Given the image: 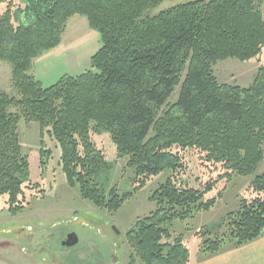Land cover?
I'll return each mask as SVG.
<instances>
[{
    "label": "trees",
    "instance_id": "16d2710c",
    "mask_svg": "<svg viewBox=\"0 0 264 264\" xmlns=\"http://www.w3.org/2000/svg\"><path fill=\"white\" fill-rule=\"evenodd\" d=\"M164 1L19 0L0 13V62L10 65L18 96L0 89V199L7 197L12 216L23 210L19 197L30 172L21 121L38 124L41 145L44 134L55 142L67 185L97 209L117 212L149 179L169 172L149 198L155 210L125 235L129 264H188L184 237L169 226L209 211L225 191L218 186L252 175L264 159V64L248 87L221 84L213 74L221 61L262 54L264 0H199L149 15ZM74 16L86 18L101 46L90 70L44 88L30 75L34 61L59 46ZM103 133L134 174L132 192L113 188L106 195L96 183L110 169L91 139ZM187 150L209 174L196 187L179 179ZM47 157L41 148L42 165ZM247 191L250 197L217 228L196 234L203 239L199 253L215 255L227 242L239 248L263 236L264 173Z\"/></svg>",
    "mask_w": 264,
    "mask_h": 264
},
{
    "label": "rangeland",
    "instance_id": "374dc122",
    "mask_svg": "<svg viewBox=\"0 0 264 264\" xmlns=\"http://www.w3.org/2000/svg\"><path fill=\"white\" fill-rule=\"evenodd\" d=\"M184 1L166 0L150 11L149 15L155 16ZM9 2L15 7L20 4L19 0H5L0 5V13L5 11ZM261 11L264 17V3ZM100 46L99 36L89 28L86 18L74 16L67 23L59 46L36 59L30 75L44 88L54 85L63 76L81 75L91 69L90 59ZM262 64L264 50L257 59L248 62L231 59L221 61L213 67V74L221 84L248 87ZM0 89L11 97H18L11 86V67L4 62H0ZM178 90H175L169 102L173 103L177 99ZM18 134L22 153L28 158L30 178L23 187V195L19 197L23 206L20 213L10 215L7 211V197L0 199V257L29 256L57 263L69 260L72 264H129L130 251L125 235L139 218L155 210V204L149 198L170 173L163 172L149 179L117 212L110 213L83 200L77 187L67 185L59 166L60 149L46 134L43 135L41 145L38 124L21 121ZM91 139L110 166L109 171L96 182L106 195L113 188L121 195L137 188L134 174L125 168L126 159L118 157L110 135L91 134ZM41 148L50 151V157L44 159V165L41 164ZM182 155L187 170L179 179L186 180L194 187L205 183L209 174L201 165L196 152L187 150ZM263 173L264 159L252 175L234 177L231 182L218 186V191L222 187H225V191L222 199L209 211L199 212L193 218L175 221L169 226L172 235H183L192 261L213 256L199 253L203 239L196 234L201 230H214L228 213L237 211L240 201L250 197L247 191L249 185ZM216 193L217 190L208 197ZM70 233L77 236L78 244L66 248L62 242ZM262 239L264 234L258 240ZM235 249L232 242H227L219 253Z\"/></svg>",
    "mask_w": 264,
    "mask_h": 264
},
{
    "label": "crops",
    "instance_id": "0c3cea01",
    "mask_svg": "<svg viewBox=\"0 0 264 264\" xmlns=\"http://www.w3.org/2000/svg\"><path fill=\"white\" fill-rule=\"evenodd\" d=\"M199 0H185L184 3L194 2ZM183 3V4H184ZM261 238V237H260ZM259 238V239H260ZM66 262H54L50 259H34L33 257H0V264H72ZM188 264H264V239L255 240L247 245L239 247L229 252H221L216 255L203 259L191 260Z\"/></svg>",
    "mask_w": 264,
    "mask_h": 264
},
{
    "label": "water",
    "instance_id": "95a60500",
    "mask_svg": "<svg viewBox=\"0 0 264 264\" xmlns=\"http://www.w3.org/2000/svg\"><path fill=\"white\" fill-rule=\"evenodd\" d=\"M78 244V238L74 233H71L66 240L62 243V245L66 248L73 247Z\"/></svg>",
    "mask_w": 264,
    "mask_h": 264
},
{
    "label": "flooded vegetation",
    "instance_id": "af4514ba",
    "mask_svg": "<svg viewBox=\"0 0 264 264\" xmlns=\"http://www.w3.org/2000/svg\"><path fill=\"white\" fill-rule=\"evenodd\" d=\"M70 234H71V233H70ZM70 234H68L67 237H68ZM67 237H66V238H67ZM64 241H65V240H64ZM64 241H63V242H64ZM63 242H62V243H63Z\"/></svg>",
    "mask_w": 264,
    "mask_h": 264
}]
</instances>
